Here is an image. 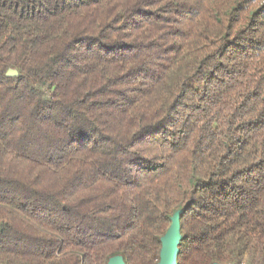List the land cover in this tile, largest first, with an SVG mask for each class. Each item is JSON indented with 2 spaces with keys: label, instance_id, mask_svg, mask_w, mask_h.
<instances>
[{
  "label": "trees",
  "instance_id": "obj_1",
  "mask_svg": "<svg viewBox=\"0 0 264 264\" xmlns=\"http://www.w3.org/2000/svg\"><path fill=\"white\" fill-rule=\"evenodd\" d=\"M178 210L176 264H264V0H0V264H157Z\"/></svg>",
  "mask_w": 264,
  "mask_h": 264
},
{
  "label": "water",
  "instance_id": "obj_2",
  "mask_svg": "<svg viewBox=\"0 0 264 264\" xmlns=\"http://www.w3.org/2000/svg\"><path fill=\"white\" fill-rule=\"evenodd\" d=\"M17 72L8 69L7 76H15ZM179 210L170 217V224L164 234L160 237L159 260L157 264H176L178 243L181 235L179 232ZM106 264H125L121 255H114L108 258ZM221 264V263H213Z\"/></svg>",
  "mask_w": 264,
  "mask_h": 264
}]
</instances>
